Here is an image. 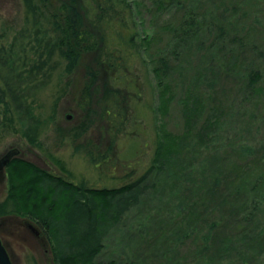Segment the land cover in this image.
<instances>
[{
	"label": "trees",
	"instance_id": "obj_1",
	"mask_svg": "<svg viewBox=\"0 0 264 264\" xmlns=\"http://www.w3.org/2000/svg\"><path fill=\"white\" fill-rule=\"evenodd\" d=\"M22 1L25 28L0 43V131L2 107L30 119L60 70L86 101H127L100 81L136 63L159 125L150 167L112 188L12 161L0 218L34 224L54 264H264V0Z\"/></svg>",
	"mask_w": 264,
	"mask_h": 264
},
{
	"label": "rangeland",
	"instance_id": "obj_2",
	"mask_svg": "<svg viewBox=\"0 0 264 264\" xmlns=\"http://www.w3.org/2000/svg\"><path fill=\"white\" fill-rule=\"evenodd\" d=\"M85 4L89 7L90 0H85ZM150 19L143 16L136 20L135 29L141 39L146 28L153 29ZM154 23L157 27L162 25L161 20ZM25 26L23 1L0 0V43L12 41L17 31ZM136 64V71L131 66L129 71L119 75L109 71L103 73L100 81L102 86L108 83L123 91L129 102H117L116 98L111 101L110 98L106 104L104 95L86 101L77 85L65 89L68 77L60 70L47 87L32 93L30 119L21 120V115L2 107L0 160L10 152L21 151V159L78 185L94 188H112L142 176L151 165L155 126L159 123L152 110L157 104L153 76L145 66ZM81 67L75 79L85 78L83 65ZM117 103L121 106V110L118 109L121 114L118 117L117 114L109 115L108 107ZM170 111L171 116L165 120L169 128L175 130L180 118L176 108ZM32 128L34 130H30ZM7 170L8 167L0 184V204L9 197L11 181ZM23 222L26 220L0 218L3 225L0 234L14 263L54 264L48 256L49 246L31 230L26 231L21 225ZM20 237H27V241Z\"/></svg>",
	"mask_w": 264,
	"mask_h": 264
},
{
	"label": "water",
	"instance_id": "obj_3",
	"mask_svg": "<svg viewBox=\"0 0 264 264\" xmlns=\"http://www.w3.org/2000/svg\"><path fill=\"white\" fill-rule=\"evenodd\" d=\"M10 162H11L10 161V156H7L3 160V162L0 164V170H4L8 165H10ZM30 228L32 229V232L37 234V236L41 235L40 230L35 228L34 224H32L30 226ZM0 264H15L13 259H12V257H11L10 252L8 251L7 247L4 245V243H3L1 238H0Z\"/></svg>",
	"mask_w": 264,
	"mask_h": 264
},
{
	"label": "flooded vegetation",
	"instance_id": "obj_4",
	"mask_svg": "<svg viewBox=\"0 0 264 264\" xmlns=\"http://www.w3.org/2000/svg\"><path fill=\"white\" fill-rule=\"evenodd\" d=\"M69 118V117H68ZM9 155H7V156H10V161L12 162V161H14V160H18V159H20V160H24V161H26V162H30V161H28V160H25V159H21L20 157H21V155H22V153H21V151H14V152H10V153H8ZM7 156H4L1 160H0V164L3 162V160L7 157ZM10 162V163H11ZM31 163V162H30ZM9 166V165H8ZM7 166V167H8ZM6 169V168H5ZM5 169L4 170H0V184H2V182H3V175L5 174ZM22 226H24L25 227V229H26V231H29V232H31L32 231V229L30 228V226L32 225H30L28 222H23L22 224H21ZM3 227V225H1L0 224V227ZM36 228V227H35ZM31 230V231H30ZM33 235H35V237L36 238H38L40 241H43V243L46 245V246H48L47 244H48V242L43 238V236L42 235H40V236H37V234L36 233H34V232H31ZM15 236H17V235H15ZM0 238L2 239V241H3V243H4V245H5V241H4V239H3V237H2V235L0 234ZM20 238H22L23 240H25V241H27V237H20ZM11 254V253H10Z\"/></svg>",
	"mask_w": 264,
	"mask_h": 264
}]
</instances>
